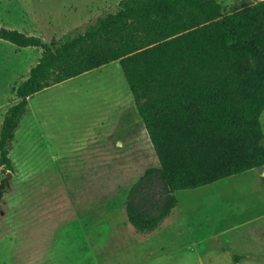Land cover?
Listing matches in <instances>:
<instances>
[{"label":"rangeland","instance_id":"obj_1","mask_svg":"<svg viewBox=\"0 0 264 264\" xmlns=\"http://www.w3.org/2000/svg\"><path fill=\"white\" fill-rule=\"evenodd\" d=\"M120 1L0 0V26L51 43L85 32ZM219 1L228 10L242 0ZM40 55L0 39V134L18 102L13 88ZM131 98L121 64L113 62L30 101L10 146L14 171L0 170V264H264V166L178 191L173 225L136 231L125 209L129 190L160 162ZM121 111L132 113L134 135L123 129ZM261 122L264 130V112ZM118 138L124 164H111L109 180H100L92 159L116 157ZM73 198L77 211L88 209L91 198V228L83 215L73 228Z\"/></svg>","mask_w":264,"mask_h":264},{"label":"trees","instance_id":"obj_2","mask_svg":"<svg viewBox=\"0 0 264 264\" xmlns=\"http://www.w3.org/2000/svg\"><path fill=\"white\" fill-rule=\"evenodd\" d=\"M0 39L41 49L18 102L5 114L0 166L39 92L121 64L160 166L129 190L125 209L138 233L157 230L193 190L264 166V0L228 10L219 0H121L85 32L48 43L0 26Z\"/></svg>","mask_w":264,"mask_h":264},{"label":"crops","instance_id":"obj_3","mask_svg":"<svg viewBox=\"0 0 264 264\" xmlns=\"http://www.w3.org/2000/svg\"><path fill=\"white\" fill-rule=\"evenodd\" d=\"M100 69V68H99ZM35 97V96H34ZM33 97V98H34ZM133 97V96H132ZM32 98V99H33ZM32 99H30L29 100V104H30V101L32 100ZM132 99V102L133 103H135V101H134V99L133 98H131ZM119 105H121V104H119ZM136 105V104H135ZM136 112H137V116H138V119L141 121V124H142V133H143V135H144V138H145V140L147 141V143H148V145H150L151 147L153 146V143H152V141H151V139H150V137H149V134H148V132H147V129H146V126H145V124H144V122H143V120L141 119V117H140V114H139V112H138V109H137V106H136ZM129 114H132V113H129V112H124V111H121V113H120V116L122 117V118H124V117H126V120H124V122L122 121V127H123V129L124 128H127V129H132L133 131L136 129V126L137 125H135V120L133 119V121H132V116L131 115H129ZM5 117V116H4ZM131 120V121H130ZM3 121H4V119H3ZM121 124V123H120ZM119 124V125H120ZM118 125V126H119ZM117 126V124H116V127H118ZM135 134V131L133 132V135ZM138 137V135L137 136H133L132 138H131V140H135L136 138ZM121 138H118V141H119V146L121 147L120 149V151H119V153H117V155H116V157H112L111 155H110V153H109V155H104L103 157L104 158H102V156H95L92 160V162H94L96 165H95V169H98L97 170V175H95V176H97L96 178H99L100 180H105V179H107V180H109V175H111L112 173H113V169H112V166H111V164H124V159H123V153H122V146H123V143H124V138H122L123 139V141L122 140H120ZM105 146V145H104ZM103 146V147H104ZM153 148H154V146H153ZM155 150V149H154ZM76 157H78V155H76ZM88 158H92V156H91V154H89V156H88ZM87 159V158H86ZM88 160V159H87ZM91 163V162H90ZM88 164V169L89 170H91L92 169V167H91V164ZM93 164V163H92ZM94 165V164H93ZM0 170H1V166H0ZM100 171V172H99ZM101 173H104V178L100 175ZM75 192V191H74ZM104 194H106L107 195V191H105V192H103V195ZM102 199V198H101ZM78 202V200H76L75 198H73V200H72V208H71V210H69L71 213H72V218H71V220H72V226H75V227H73V228H76V227H78V226H76L78 223V220H80L81 221V216L83 215V217H84V219H85V217L87 216L88 217V221H89V223H88V226L91 228V224H92V210H91V207H90V205H91V198L89 199V208L88 209H85V208H83V209H81L80 211H77V206H76V203ZM105 202H106V200H105ZM172 215V214H171ZM169 216L164 222H163V224L161 225V226H166V225H168L169 226V224L170 225H173V221H174V218L177 216V214H174L173 216Z\"/></svg>","mask_w":264,"mask_h":264},{"label":"water","instance_id":"obj_4","mask_svg":"<svg viewBox=\"0 0 264 264\" xmlns=\"http://www.w3.org/2000/svg\"><path fill=\"white\" fill-rule=\"evenodd\" d=\"M10 175H12V172L11 171L8 172V176H10Z\"/></svg>","mask_w":264,"mask_h":264}]
</instances>
